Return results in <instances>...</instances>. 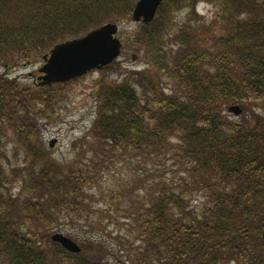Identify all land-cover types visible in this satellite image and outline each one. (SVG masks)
I'll return each instance as SVG.
<instances>
[{
	"label": "trees",
	"instance_id": "trees-1",
	"mask_svg": "<svg viewBox=\"0 0 264 264\" xmlns=\"http://www.w3.org/2000/svg\"><path fill=\"white\" fill-rule=\"evenodd\" d=\"M137 1L0 0V264H110L100 242L77 243L80 252L70 253L50 240L64 218L94 225L89 170L44 158L36 139L35 116L59 104L75 80L20 86L8 71L105 24L133 21ZM201 1L212 0H165L131 37L163 83L129 71L95 92L89 135L99 155L145 160L173 150L186 164L176 187L157 182L141 202L115 196L136 231L134 242L120 240L123 264H264V0H223L231 13L207 48L171 16ZM232 105L241 121L227 114ZM8 132L24 147L22 164L7 155ZM195 194L205 199L200 210Z\"/></svg>",
	"mask_w": 264,
	"mask_h": 264
},
{
	"label": "rangeland",
	"instance_id": "rangeland-1",
	"mask_svg": "<svg viewBox=\"0 0 264 264\" xmlns=\"http://www.w3.org/2000/svg\"><path fill=\"white\" fill-rule=\"evenodd\" d=\"M195 5L194 9L184 6L176 12L172 11L171 16L179 27L185 29V34L194 36L198 43L196 47L207 48L212 45L211 37L221 33V26L226 24V17L231 13V9L223 0L201 1ZM236 16L232 15V19ZM243 17L241 15L239 18ZM141 25L142 23L134 21L119 23L117 37L122 43V49L119 57L109 65L110 67L107 66L108 69L103 72L93 70L74 82L67 83L60 92L63 96L62 101L54 105L53 109L35 116V127L38 130L36 139L41 144L44 158L47 157L60 164L71 163L87 168L93 178L87 186L86 193L90 198V207L94 211V215L87 218L94 225H86L82 220L71 221L69 217L61 221L62 226L49 233L52 235L62 233L65 236L70 233L69 238L77 243L87 240L102 243L108 250L110 264L126 263V255L124 249L120 247V240L124 242L128 239L134 242L136 238L135 224L131 221L132 218L122 216L124 212L120 211V203L114 204L115 196L119 199L122 196V201L125 203L129 201L132 203L137 199L140 201L145 199L146 195L153 193L152 188L157 182L176 187L186 176L183 170L186 164L180 165L177 157L172 155L173 150L162 155L161 158L145 160H141L140 157L134 160L130 155L118 153L102 156L99 155L98 147L94 145L95 139L89 135L97 112L95 92L101 81L106 79L117 85L129 71H148L156 80L161 81L157 79L158 70L150 66L149 59L142 56V51L135 52L137 46L134 45L131 37ZM170 31L168 33L173 35L174 32ZM42 63V59L37 58L30 64L9 70L8 77H16L20 86L30 87L34 83L33 79L39 76L38 70ZM2 73L5 74L4 69L0 67V74ZM159 76L164 79L163 75L159 74ZM226 111L232 120L241 121L240 117ZM7 136L6 149L11 163L22 164L24 147L12 132H8ZM50 142H53L52 146ZM30 157L32 158L28 155L27 158ZM10 189L12 196H15L18 192L17 186L12 185ZM197 195L195 194L193 206L200 210L205 199ZM110 207L118 210L112 212ZM107 215H111L110 218H106ZM60 216L63 217V213Z\"/></svg>",
	"mask_w": 264,
	"mask_h": 264
},
{
	"label": "water",
	"instance_id": "water-1",
	"mask_svg": "<svg viewBox=\"0 0 264 264\" xmlns=\"http://www.w3.org/2000/svg\"><path fill=\"white\" fill-rule=\"evenodd\" d=\"M163 1L138 0L133 7L132 20L143 25L150 24ZM118 30L117 24L108 23L80 38L55 45L43 57V65L36 78L39 86L64 84L93 70L109 66L121 53L122 43L117 37ZM228 112L239 116L242 109L238 105H232ZM52 145L53 142H50V146ZM50 240L70 253H79L81 250L76 242L60 233L53 234Z\"/></svg>",
	"mask_w": 264,
	"mask_h": 264
}]
</instances>
